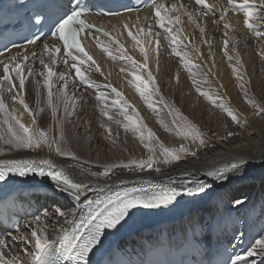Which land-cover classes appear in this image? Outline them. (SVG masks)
<instances>
[{
  "label": "bare ground",
  "instance_id": "bare-ground-1",
  "mask_svg": "<svg viewBox=\"0 0 264 264\" xmlns=\"http://www.w3.org/2000/svg\"><path fill=\"white\" fill-rule=\"evenodd\" d=\"M209 1L212 2V0ZM255 2L260 5V0H255ZM183 4L189 11H196L200 8L195 5L193 0H184ZM173 5H176L175 18L179 16L180 23H175L174 18V21L170 23V27L175 26L178 29V33L183 38V43L177 40L176 44H172L170 40H165L163 36L164 29L163 31L155 29L154 23H149L147 20L148 14L141 15L130 26L133 35H137V38L141 40V45L137 46L135 41L128 36V32L121 31V35L127 40L130 56L136 63L140 65L145 63L144 55L140 51H136V49L139 50V47H144L148 53L147 67L151 66V59H155L154 63L157 62V66L153 67L154 71L148 68V73L140 71L137 72V75L142 76L145 82H148L149 73H151V76L153 74L155 78H160L161 83L157 81V85L156 83L149 84V92L145 93V95L150 94V101L158 100L160 103L164 102L163 97L170 103L176 115L170 114L171 111L169 112L165 109L166 106L163 103L162 105H152L151 103V108L148 103L146 104L147 106L145 105L146 107L142 105L138 107L140 104L139 99L143 98L135 90L134 84L137 82L134 79L130 80L131 83L129 80L125 81L118 73H116L117 76L114 75L118 70L131 69L130 60L124 59L127 64L126 66L121 65L123 67L113 66V63L105 62L103 65V78L106 77V80L102 78V75L97 74L92 75L91 80L99 83L98 87L100 88L106 87V90L102 93L106 98V104L112 106L113 111L110 115L127 125L129 122L125 119V115L122 114V106L124 105L121 97H118L115 92L109 91L111 82L109 83L108 80L118 79L119 86L124 88L122 91L124 92L125 90L129 92L130 96H134V99L129 101H132L139 108L138 117L140 124L147 126L145 136L147 135V130L150 129L165 147L178 149L184 144L189 149L188 154L181 153V159L178 162L173 161L169 164L158 163L155 166L160 167L161 171L159 173L147 168L134 170V166L133 168L119 166L128 164L132 160H147L153 154L149 153L148 149L141 143L139 133L133 132L131 127H129L128 129L132 134L129 132L125 133L126 144L122 151L124 156L112 161L109 155H104L103 146H98L97 139L94 137L97 129H93L90 133H82L81 127L84 124L88 110L86 111L83 108V110L81 108L74 110L79 105L87 108L95 103L90 98L89 90L81 88L65 67L59 66L56 68L52 66L53 73H55L52 77L53 102L61 105L57 112L58 117L64 118L65 114L63 111V97L57 101L56 95L59 90L63 89L69 97L68 102L72 115L64 118L63 127L67 138V147L74 153L76 158L59 156L55 151L50 152L47 147H41L35 151L28 149L10 150L7 145L0 142V147L5 150L3 154H0V159H51L56 166L64 168L74 179L89 186H103L105 184L113 186L121 182H123V185H127L131 183H148L150 181L151 183L191 187L202 182L205 184L206 192L200 194L206 196L198 198L193 207L181 209L177 216L173 217L180 226H185L187 222L189 223L186 231L198 225L199 220L197 218H199V215L202 216L204 213L211 215L210 211L212 210L213 223L218 224V226L224 225L225 219L231 218L239 209L247 217L251 214L256 217L258 209L255 213L253 212V208L256 206L259 207L260 216L264 215V116L256 114L257 109L245 101L246 88L248 96L255 99L261 107H264L263 38H257L245 26L243 12L236 13L228 8L226 16L221 20L220 17L224 14L223 9L227 7V2H224V6L218 8L217 14L210 12L207 16L200 15L195 23L188 19L183 8H180L177 4ZM257 12L259 11L254 10L253 18L250 21L254 24L256 30L258 28V23L255 22ZM109 21L115 26L116 30H121L119 19L111 18ZM225 23L230 24L231 27L225 29ZM149 24L152 25V35L150 36L146 35ZM197 24L199 27H197ZM201 27L205 30L203 35H201L199 30ZM138 28H143L144 32H138ZM158 32L161 33V36L159 37L160 46L157 49L155 34ZM252 36L254 38L248 40L247 37ZM225 40L228 41L227 53L228 56L232 57L231 61L225 55ZM243 41H252L254 46H256V52L249 50L245 53ZM233 48H235V51H233ZM197 49L199 51H196ZM176 52H180L181 55H176ZM185 53L187 54V60H182L181 56ZM124 55L128 56L127 53H124ZM140 55H142L143 60L140 59ZM174 55H176V59L173 58ZM237 55L239 63H237ZM159 66H161V69L158 68ZM211 66L214 67L215 71H219V75L213 73ZM29 67L33 70L32 76L27 74ZM233 67L237 68L236 73L233 72ZM24 68L25 90L18 94L24 97L25 103L29 105L33 112V116H30L18 101L13 103L6 88L4 99L8 108L5 111H11V106L14 105L13 115L19 117L26 126H31L34 117L38 127L48 128L50 126L51 134L53 136L58 135L57 126L47 105V89L44 87L45 77L39 75L40 72H44L46 76L47 70L41 64L33 62L28 63ZM60 73H65V79L67 80L66 89L63 88L65 81L62 80L60 83ZM239 77H243V79ZM13 79L18 90V80L15 79L14 74ZM194 81L197 83H194ZM37 82L39 83L37 84ZM241 85H244V87L242 88ZM120 87L118 88L120 89ZM156 88L159 89L158 93L155 91ZM197 88L201 92L209 93L212 100L200 95ZM37 92L40 93L39 104H37ZM199 95L203 99L198 98ZM73 101L75 102V108L72 107ZM115 101H119V103H114ZM213 101L228 104L239 115L240 124H235L226 113L215 106ZM40 109H43V111H40ZM91 110L94 111L95 109L91 108ZM177 113L187 117L189 122L198 127L202 137L205 139L204 145H199L198 141L193 143L191 140H185L177 135L175 125L172 123ZM126 114L134 118L137 117V113L135 114L132 109ZM90 116L95 123L103 119L101 111L91 112ZM155 118L164 119L165 121H163L167 122V124L154 123ZM2 119L3 114H0V121ZM177 122L179 123V120ZM97 127L99 128V125ZM4 128L6 129V126ZM115 131L119 135V131ZM228 132H232L234 135L228 137ZM103 137L107 138L104 133ZM145 143H148V141H145ZM151 143L156 148L155 158L162 161L163 157L159 155L160 149L156 140ZM192 151L196 152V156L190 154ZM233 164L239 166L234 168L232 167ZM105 165H117L108 178L103 176L97 178L89 175V171L102 172ZM213 170L217 174L208 176L207 173ZM185 175L188 176L186 177ZM32 187L47 189L48 197L56 198L59 201V206H55L52 211L44 209L42 213L38 214L41 216L39 224L33 223L34 218L29 219L12 236L19 237L23 235L25 233L24 229L28 227L31 231L33 228L39 227L46 230L50 240L54 239L59 234L60 226L70 228L69 225L64 223V218L56 214L57 209L62 210L65 216L69 218L72 217V214H75L77 218L82 208L66 193L58 191L53 186V183L49 181L36 183ZM16 191L18 192V189ZM20 197L25 198L23 195ZM88 197L94 198L90 194H88ZM237 199L242 200L243 203L235 205L234 201ZM254 202H256L255 205L251 204L248 207V203ZM45 205H47V202H45ZM247 208L248 210L246 211ZM44 213H47V217L44 216ZM215 218L219 219L216 221ZM251 221V226L257 223L253 220ZM178 223L177 229L181 233ZM250 228L246 226L243 230L247 231ZM30 232L26 235H29ZM12 236L2 238L8 243V247L4 249L7 258L11 259L13 255H18L21 264H28V257H25V255L26 251H31L32 245L26 244L21 239L12 241ZM256 236H258V232H256ZM263 236L264 234H261L262 238H264ZM16 243L18 245L21 244L22 247L19 248ZM257 251L259 252L258 249ZM230 258L229 262L231 264L235 257ZM245 260L247 264H264V255L257 254L248 257L246 254ZM241 264H243V260Z\"/></svg>",
  "mask_w": 264,
  "mask_h": 264
},
{
  "label": "snow or ice",
  "instance_id": "snow-or-ice-1",
  "mask_svg": "<svg viewBox=\"0 0 264 264\" xmlns=\"http://www.w3.org/2000/svg\"><path fill=\"white\" fill-rule=\"evenodd\" d=\"M195 4L200 6L196 11H189L183 3L180 4V8H183L185 14H187L188 19L193 23L196 22V19L200 16H207L212 10L216 7L215 4L207 3V0H195ZM254 4L255 0H227L228 7H231L234 11H243L244 14V24L245 26L253 32L257 38L264 37V32L257 31L254 24L250 21L253 18L254 13ZM261 8H264V0H260ZM152 7L154 8V18L156 23L160 28L164 29V39L170 40L172 44L177 43V38L172 34V29L166 27L165 25V16L161 15V11L166 9L167 6L163 3L157 4L156 0H153ZM228 7L223 9V15L220 17L221 20L224 19L228 12ZM172 10H176V5H172ZM202 10V11H201ZM88 14L87 10L81 7L79 4L73 5L71 0H69L67 5H64L62 8L53 9L52 16H44L41 13L36 14V22L40 23L43 21L50 20V35L54 38H57L58 41L63 42L64 54L72 57V68L75 69L76 76L79 78L80 82L85 86L90 85V81L87 79L85 72L81 70V67L78 65H84L87 62L95 64L93 58L88 55V53L81 46L80 40L78 37L85 32L86 29H91L95 27L90 25L83 18ZM175 23H180V18L177 16L175 18ZM115 28V26H113ZM124 30L128 31V36L131 37L137 46L141 45V40L137 38V35H133L130 30L128 23L122 25ZM197 27L199 25L197 24ZM230 24L225 23L224 28H230ZM152 25L149 24L148 32L146 35H152L151 32ZM200 33L203 35L204 28H200ZM97 31L103 32L105 36H109V33L104 32L103 29H98ZM138 32H144L143 28H138ZM227 35V33H225ZM156 47L157 49L160 46L161 33H156ZM40 37L37 36L35 39L29 41V44H35ZM119 44V41H116ZM225 44V55L227 53L228 41H224ZM103 47L102 45H98ZM121 53L125 52L124 46L119 45ZM72 50H75L81 53L85 59H80L77 56L72 55ZM107 52L108 50L104 48ZM140 53L144 55L145 63L143 65H138L135 60L130 56H125L122 54L121 59H127L131 61V67L133 72L131 75L134 78V81L137 83L134 84L135 90L140 94V96L148 103V106L151 108L152 105L149 103V95L145 93L149 92V84H154L155 81L149 73L148 82H145L142 76L137 75V72L143 71L147 68L148 53L145 51L144 47H139ZM196 51H199L198 49ZM235 51V48H233ZM43 52L48 54V59L51 64L56 63V56L61 53V48L53 45L51 48L48 43H44ZM111 55V53H108ZM158 54V53H157ZM19 53L17 56L11 57L7 62L0 60V114H3V119L0 121V142L7 145L9 149H28V150H37L41 147H47L49 151H55L59 156L71 157L75 159L74 153L67 147V138L64 131V118L72 115L69 105V97L63 91L59 90V93L56 95L57 101L63 97V111L65 117H58L57 112L60 108L59 103L53 102L54 93L52 91V77L55 75L53 73L49 63H46L43 58L39 59V63L47 70V75L45 76L44 72H40L39 75L44 76V87L47 89V105L51 109V115L54 123L57 126L58 135L53 136L51 134V127L42 128L37 126V121L33 117L31 126H26L21 122L20 118L16 115H13L12 111H5L8 108V105L4 99L5 88L7 93L10 95L13 103L17 102L23 106L24 110L28 112L30 116H33L32 110L29 108V105L25 103L24 97L19 95V92L25 90V68L24 64L28 61L29 57L27 54L23 56L22 59H18ZM36 52L32 53V56H38ZM176 55L180 56V52H176ZM264 58V54H262ZM182 60H187V54L185 53L181 56ZM228 59L231 61L232 57L228 56ZM67 63V61H65ZM237 63H239V57L237 55ZM233 72H237V68L233 67ZM96 71L99 72L100 69L97 66ZM123 71V69L121 70ZM13 74L15 79L18 80V90L17 85L13 79ZM27 74L29 76L33 75L32 68L27 69ZM243 79V77H239ZM59 79L64 80L65 84L63 88H67V80L65 79V73L59 74ZM39 82H37L38 84ZM131 83V81H130ZM194 83H197L194 81ZM110 87V85H109ZM243 88L244 85H241ZM113 92H116V89H112ZM155 91L158 93L159 89L156 88ZM197 91L200 95L205 98L212 100V97L207 92H201L199 88ZM118 97L121 96L119 92H116ZM40 93L37 92V104L40 103ZM97 99H102L101 95L97 96ZM122 99V97H121ZM245 101L250 106L257 109L256 114H264V107H261L255 99L251 98L247 94V89L245 88ZM114 103H119L115 101ZM215 106H217L222 112L226 113L231 120L237 124H240L239 115L226 103H216L213 101ZM126 104V102H125ZM75 102L73 101L72 107L74 108ZM167 107V105H166ZM43 111V109H40ZM133 111H135L133 109ZM127 108L122 106V114L125 115V119L129 122L125 125V130H128L131 127V130L135 133H139V139L141 143L144 144V147L148 149L150 155L147 160L135 161L132 160L128 164H122L119 166L125 168H133L144 170L145 168L153 170L157 173L161 171L160 167L155 166L158 163L162 162L165 164L172 163L173 161H179L181 159V153L188 154L189 149L182 144L178 149L176 148H167L164 144L160 143L155 133L150 129L147 130V135L145 136L146 125L140 124L139 117H133L127 115ZM101 114L107 117L109 120L112 119L108 115V111L101 109ZM171 114V113H170ZM179 120V123L177 122ZM119 123V122H118ZM175 125L177 135L183 137L185 140H191L193 143L196 141L199 142V145L205 144V139L202 137L201 132L195 124H192L188 121L187 117H183L177 113V117L172 121ZM246 123V121H245ZM6 126V129L4 128ZM102 127L104 125H101ZM109 135H111V129H107ZM234 133L228 132V137L233 136ZM156 140L160 153L159 155L163 157L162 161H159L155 158L156 148L152 146V141ZM148 141V143H145ZM4 148L0 147V154L4 153ZM192 156H196V152H190ZM239 165L233 164L232 167H238ZM117 165H105L102 172L89 171V175L92 177H105L108 178L112 174L113 169ZM216 171H209L208 176L216 175ZM10 175L26 177L29 175H38L40 177H49L53 182V186L61 192L66 193L70 196L76 203L82 208V214L79 218V223H76V215L72 214V217L69 218L65 216L64 212L60 209H57V215L64 218V223L69 225L70 228H65L60 226L59 234L54 239H49L48 234L45 229L42 228H33L29 235H21L19 237L12 236L11 240L15 241L17 239L23 240L26 244H31V251H26L28 257V264H64V261H73L75 264H91L89 259L90 254L94 250H98L99 246L102 244L104 238L111 233L108 230H118L119 227L123 226V223L126 222V219L132 213V210L138 208H159L162 206H168L177 202V198L182 195H196L199 193H205L206 187L205 184L199 182L194 186H175V185H165L161 183L152 184L150 181V187L145 188H117L115 186L103 185L97 186L95 188H89V185L76 181L68 173H66L62 168L56 166L51 159H41V160H22V159H0V181H7ZM123 183V182H121ZM92 191L95 193L94 198L88 197V192ZM83 198V199H82ZM242 200L237 199L234 201L235 205H241ZM44 216L47 217V213H44ZM41 222V216L37 215L34 217L33 223L39 224ZM55 231V229H53ZM8 247V243L5 239L0 238V264H20V258L18 255H13L11 259L7 258V254L4 249ZM259 249V252L257 251ZM257 254L264 255V238L258 239L255 246L247 252L248 257L255 256ZM243 260L242 257L236 256L232 260L231 264H241ZM243 264H247L246 260H243Z\"/></svg>",
  "mask_w": 264,
  "mask_h": 264
},
{
  "label": "rangeland",
  "instance_id": "rangeland-1",
  "mask_svg": "<svg viewBox=\"0 0 264 264\" xmlns=\"http://www.w3.org/2000/svg\"><path fill=\"white\" fill-rule=\"evenodd\" d=\"M262 9V10H261ZM257 10L259 11V12H257V14H256V17H255V22L256 23H258V28H257V31H260V32H264V8H261V6H260V9H258L257 8ZM262 26H261V25ZM260 27V28H259ZM172 29V34L174 35V33H175V35H177L176 36V38H177V40L179 41V42H182L183 40V38H181V36H180V34L178 33V30H176V29H174V28H171ZM244 37H246V36H244ZM248 38V40H252L253 38H254V36H252V37H247ZM250 38V39H249ZM263 38V41H264V37H262ZM183 43V42H182ZM243 46H244V52L245 53H247L249 50L251 51V52H256V46H254V43L252 42V41H243ZM136 51L138 52L139 50L138 49H136ZM129 55V54H128ZM256 56V55H255ZM131 57V56H130ZM173 58L174 59H176V55H174L173 56ZM257 58V57H256ZM140 59H142L143 60V57H142V55H140ZM124 62H125V60H124ZM155 62V59L154 58H152L151 59V66H149V67H147V68H145L143 71H142V73H148L149 72V70H148V68L150 69V70H152V71H154L153 70V67L155 66H157V62L156 63H154ZM114 65L113 66H121V65H124V66H126V64H127V61L124 63V64H120L119 62H118V60H116V61H114V62H112ZM111 63V64H112ZM138 65H140L139 63H137ZM258 66H259V63H258ZM121 67H123V66H121ZM159 69H161V66H159L158 67ZM211 69L213 70V73L215 74V75H219V71H215V69H214V67H212L211 66ZM122 70V69H121ZM121 70L119 71H117V72H115V74L114 75H116L117 76V74L116 73H118V74H120L121 75V77H122V79H124L125 81L126 80H129V82H130V80L132 81L134 78H133V76H131V73L133 72V69L131 68V69H123V70H126V72L125 73H121ZM155 77V76H154ZM156 79V80H155ZM104 80H106V77L104 78ZM154 81H155V83L157 82V81H159V83H161V80H160V78L158 77V78H154L153 79ZM108 82L111 84V85H117L116 87L118 88V87H120L119 86V83H118V79H116V78H113L111 81L110 80H108ZM61 83V82H60ZM158 83H156V85H157ZM124 88H123V86H121L120 87V91H122ZM111 89H109V91H110ZM110 92H112V90L110 91ZM123 92V91H122ZM89 93V92H88ZM124 95L126 96V98L128 99V100H130V99H134V96L133 95H131L130 96V94H129V92H126L125 90H124ZM97 95H98V93H96ZM96 94H95V96H96ZM89 95H90V98L95 102V103H93L92 105H90L89 107H87V108H84V107H82V106H80L79 105V107L77 106V108H75L74 110H77V109H86V111H87V114H86V117H85V120H84V124H82V127H81V129H82V133H90L93 129H97V131L95 132V134H94V137L97 139V143H98V146H103V148H104V155H109V157H110V159L112 160V161H115V160H117V159H119L121 156L123 157L124 156V154H123V147L125 146V144H126V141H125V133L126 132H129L130 134H132V132L128 129V130H125V124L122 122V121H120V120H117L116 118H114L112 115H110V114H112V111H113V109H112V106L111 105H108V104H106V101H101V100H98L96 97H94L93 96V94H92V92H90L89 93ZM133 96V97H132ZM162 97V96H161ZM198 98H200V99H203V98H201V96L199 95V97ZM106 99V98H105ZM162 99H163V101L164 102H162L165 106L167 105V107H165L164 105V107H165V109H167L172 115H176V113L175 112H173L174 110L172 109V107H171V105H170V103H168L167 102V100L166 99H164L163 97H162ZM142 100H143V102H142ZM151 99H149V103H152V105H162V103H160V101H158V100H155L154 102H152V101H150ZM124 102H126L123 98H122V103H123V107H127V109L129 110V111H131V107H130V105H128V103L127 104H124ZM132 104H133V102L132 101H130ZM103 103H105V105L103 104ZM139 105H138V107H140V105H142V106H145L147 103L144 101V99H139ZM159 103V104H158ZM128 105V106H127ZM133 105H135V104H133ZM147 106V105H146ZM145 106V107H146ZM91 108H94L95 110L94 111H101V109H105V110H107L108 111V115L109 116H111L112 117V119L111 120H109L107 117H105V116H103L102 118V120L101 121H98V123H95L92 119H91V116H90V114H91V112H94V111H92L91 110ZM82 109V110H83ZM51 110V109H50ZM127 110V112H129ZM133 110V109H132ZM138 111H139V108H136V110L134 111L135 112V114L137 113V114H139L138 113ZM260 116H264V114H259ZM177 117V116H176ZM164 120V119H163ZM162 119L160 120L159 118H155L154 119V123H157V124H163V125H166L167 124V122H164ZM119 122V123H118ZM106 124V125H105ZM236 124V123H235ZM85 125V126H84ZM99 125V128L97 127ZM101 125H104L103 127L101 126ZM88 126V127H87ZM91 126H93V127H91ZM108 126V127H107ZM107 129H111V135H109V133H108V131H107ZM115 130H117V131H119V135L116 133V131ZM103 133L106 135V137L107 138H105V137H103ZM105 139V141H107V142H105V141H103ZM206 195H200V197L199 198H201V197H205ZM251 205V204H250ZM53 209H54V207H53ZM53 209H51V211L53 210ZM213 211V210H212ZM212 211H210V213H211V218L210 219H208V220H211V222H213L214 221V219L212 218ZM238 212H240V213H243L240 209L237 211V213ZM245 212V211H244ZM237 213H235V215H233L231 218H229V219H232V220H234L235 218L237 219ZM205 214V213H204ZM203 214V215H204ZM205 215H209V214H205ZM243 215L245 216V213H243ZM263 217H264V215H262ZM257 217H258V213H257V216L256 217H254L252 214L251 215H249L248 217L247 216H245V218H244V222H242L241 223V228H243V229H245L246 228V226L248 227V228H250L251 227V220H253V221H258L259 219H257ZM200 218H201V215H199V218H197V220H200ZM188 220V219H187ZM186 220V221H187ZM201 221H202V218H201ZM199 222V221H198ZM188 223V222H187ZM243 224V225H242ZM188 225H189V223H188ZM250 229H247V231H249ZM24 231H25V229H24ZM31 230L29 229V228H27L26 229V231H25V233L23 234V235H25L26 236V234L28 233V232H30ZM256 234V233H255ZM260 233L258 232V236H260L259 235ZM264 237V236H263ZM16 245H18V243H16ZM18 247H19V245H18ZM259 250V249H258ZM25 257H27V255H25Z\"/></svg>",
  "mask_w": 264,
  "mask_h": 264
}]
</instances>
